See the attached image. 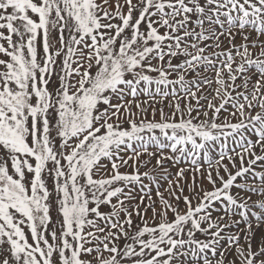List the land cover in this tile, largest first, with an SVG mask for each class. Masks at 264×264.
I'll return each mask as SVG.
<instances>
[{"label": "snow or ice", "instance_id": "6c2138e0", "mask_svg": "<svg viewBox=\"0 0 264 264\" xmlns=\"http://www.w3.org/2000/svg\"><path fill=\"white\" fill-rule=\"evenodd\" d=\"M0 264H264V0H0Z\"/></svg>", "mask_w": 264, "mask_h": 264}, {"label": "rangeland", "instance_id": "374dc122", "mask_svg": "<svg viewBox=\"0 0 264 264\" xmlns=\"http://www.w3.org/2000/svg\"><path fill=\"white\" fill-rule=\"evenodd\" d=\"M147 182V181H146Z\"/></svg>", "mask_w": 264, "mask_h": 264}]
</instances>
